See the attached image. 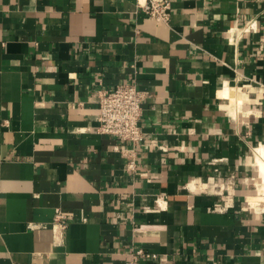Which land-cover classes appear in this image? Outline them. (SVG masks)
Segmentation results:
<instances>
[{
	"label": "crops",
	"instance_id": "1",
	"mask_svg": "<svg viewBox=\"0 0 264 264\" xmlns=\"http://www.w3.org/2000/svg\"><path fill=\"white\" fill-rule=\"evenodd\" d=\"M170 13L0 0V264H264V0ZM121 82L149 96L138 143L96 131Z\"/></svg>",
	"mask_w": 264,
	"mask_h": 264
},
{
	"label": "built area",
	"instance_id": "2",
	"mask_svg": "<svg viewBox=\"0 0 264 264\" xmlns=\"http://www.w3.org/2000/svg\"><path fill=\"white\" fill-rule=\"evenodd\" d=\"M172 1L138 0V5L150 17L168 22L171 16ZM254 24L255 20H250L246 30L254 29ZM98 97L100 106L96 131L100 134L116 136L121 140L140 142L144 135L142 116L143 105L149 97L147 92L136 83L121 82L112 88H100ZM66 217L61 210H57L55 221L65 226ZM142 257L157 258V255L139 248L130 252L125 264H140Z\"/></svg>",
	"mask_w": 264,
	"mask_h": 264
},
{
	"label": "bare ground",
	"instance_id": "3",
	"mask_svg": "<svg viewBox=\"0 0 264 264\" xmlns=\"http://www.w3.org/2000/svg\"><path fill=\"white\" fill-rule=\"evenodd\" d=\"M260 148H261V146L259 147V149ZM259 149H258L259 155H258L257 161H258V165L260 168V176L258 178V182L264 183V151H260ZM257 200L259 201V200H264V199L262 198V196H259L257 198L256 197L251 198L252 202H255Z\"/></svg>",
	"mask_w": 264,
	"mask_h": 264
},
{
	"label": "clouds",
	"instance_id": "4",
	"mask_svg": "<svg viewBox=\"0 0 264 264\" xmlns=\"http://www.w3.org/2000/svg\"><path fill=\"white\" fill-rule=\"evenodd\" d=\"M260 151H264V145H261Z\"/></svg>",
	"mask_w": 264,
	"mask_h": 264
}]
</instances>
